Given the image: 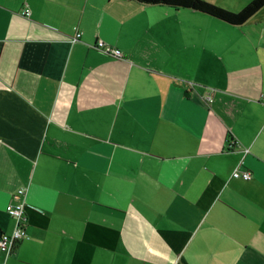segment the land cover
Returning a JSON list of instances; mask_svg holds the SVG:
<instances>
[{
    "label": "crops",
    "instance_id": "1",
    "mask_svg": "<svg viewBox=\"0 0 264 264\" xmlns=\"http://www.w3.org/2000/svg\"><path fill=\"white\" fill-rule=\"evenodd\" d=\"M263 94L264 6L0 0V264H264Z\"/></svg>",
    "mask_w": 264,
    "mask_h": 264
},
{
    "label": "built area",
    "instance_id": "2",
    "mask_svg": "<svg viewBox=\"0 0 264 264\" xmlns=\"http://www.w3.org/2000/svg\"><path fill=\"white\" fill-rule=\"evenodd\" d=\"M23 14L28 15L29 11L28 9H25L23 11ZM80 36V33L75 30L72 34L69 35L71 41H75ZM96 46L99 47L103 52L110 54L114 57L120 58L122 57V51L119 48L108 46L102 43L101 41H98L96 43ZM264 97V94H263ZM208 101H211V97H207ZM246 151V150H245ZM231 176L233 178H241L244 180H247L251 177V172L249 170H241L238 168H235ZM25 197V190L24 188H18L16 192V198H24ZM27 204L24 200L18 201V202H11L8 203L5 206L6 213L13 217L16 220V226L12 233L7 235H2L0 238V246L7 247L8 249L11 248V246L19 241L20 239L24 238L26 236V210H27Z\"/></svg>",
    "mask_w": 264,
    "mask_h": 264
},
{
    "label": "trees",
    "instance_id": "3",
    "mask_svg": "<svg viewBox=\"0 0 264 264\" xmlns=\"http://www.w3.org/2000/svg\"><path fill=\"white\" fill-rule=\"evenodd\" d=\"M170 8H188L231 25H241L264 6V0H249L239 10L231 11L207 0H131Z\"/></svg>",
    "mask_w": 264,
    "mask_h": 264
}]
</instances>
